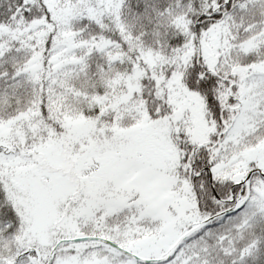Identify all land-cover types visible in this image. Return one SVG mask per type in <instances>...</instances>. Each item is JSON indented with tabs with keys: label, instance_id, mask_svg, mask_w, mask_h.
<instances>
[{
	"label": "snow or ice",
	"instance_id": "obj_1",
	"mask_svg": "<svg viewBox=\"0 0 264 264\" xmlns=\"http://www.w3.org/2000/svg\"><path fill=\"white\" fill-rule=\"evenodd\" d=\"M0 264H264V0H0Z\"/></svg>",
	"mask_w": 264,
	"mask_h": 264
}]
</instances>
